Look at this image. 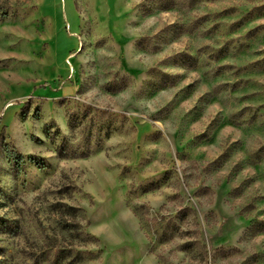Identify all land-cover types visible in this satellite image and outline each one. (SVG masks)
Instances as JSON below:
<instances>
[{"label": "rangeland", "instance_id": "374dc122", "mask_svg": "<svg viewBox=\"0 0 264 264\" xmlns=\"http://www.w3.org/2000/svg\"><path fill=\"white\" fill-rule=\"evenodd\" d=\"M0 264H264V0H0Z\"/></svg>", "mask_w": 264, "mask_h": 264}, {"label": "trees", "instance_id": "16d2710c", "mask_svg": "<svg viewBox=\"0 0 264 264\" xmlns=\"http://www.w3.org/2000/svg\"><path fill=\"white\" fill-rule=\"evenodd\" d=\"M135 212H136V210H135Z\"/></svg>", "mask_w": 264, "mask_h": 264}]
</instances>
